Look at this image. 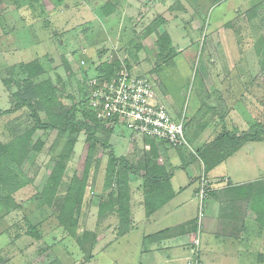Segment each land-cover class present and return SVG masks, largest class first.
Wrapping results in <instances>:
<instances>
[{
  "label": "rangeland",
  "instance_id": "rangeland-1",
  "mask_svg": "<svg viewBox=\"0 0 264 264\" xmlns=\"http://www.w3.org/2000/svg\"><path fill=\"white\" fill-rule=\"evenodd\" d=\"M107 1L0 0V112L13 106L14 87L2 82L11 66L39 60L45 75L62 93L61 100L70 105L71 98L79 101V83L94 77L99 63L116 59L120 66H129L133 74L151 78L165 104L177 107L180 116L184 113L185 136L191 147L188 151L200 164L203 158L198 143L189 137V125L191 132L196 133L214 124L211 131L216 134L223 128L247 130L255 120L264 121L262 0H136L142 8L132 16L126 13L124 0H116L114 16L106 18L102 7ZM259 3L262 6L254 9ZM249 14L254 17L250 19ZM164 32L175 52L159 56L157 39ZM204 73L207 76L201 80ZM40 115L44 120V115ZM189 116L194 119L191 121ZM15 119L23 124L32 122L24 109L0 117V124ZM212 136L211 139L214 133ZM37 137L43 145L39 152H30L32 162L29 167L26 164L24 184L10 196L14 206L0 207V264H40L54 258L60 264H118L122 259L131 264L134 234L119 238L115 215L100 217L97 205L105 188L109 153H127L131 157L132 149L143 137L116 127L112 133L96 131V141L87 143V132L82 130L67 160L63 187L73 174L82 173L86 148L95 142V156L78 217L79 234L92 230L98 235L91 260L40 197L53 168L56 132L43 134L39 130L34 138ZM253 142V153L243 148L214 173L229 172L233 182L259 180L264 184V167H259L264 163V142ZM248 162L258 167H244ZM140 183L141 179L132 175L133 203L141 196ZM134 214L137 218L140 212L135 210ZM201 234L202 230L200 241ZM252 257V264H264V260L260 261L264 253Z\"/></svg>",
  "mask_w": 264,
  "mask_h": 264
},
{
  "label": "trees",
  "instance_id": "trees-1",
  "mask_svg": "<svg viewBox=\"0 0 264 264\" xmlns=\"http://www.w3.org/2000/svg\"><path fill=\"white\" fill-rule=\"evenodd\" d=\"M34 1L40 2L41 0ZM262 2L264 4V0ZM116 3V0H108L105 3L102 11L106 16L114 13ZM261 6L262 4L259 3L254 9ZM253 14H249L250 19L254 17ZM171 42L166 32L159 35L157 39L159 56L166 54L167 51L175 52ZM119 68L120 65L116 59L99 63L94 69V77L99 83L108 81ZM2 82L8 87L12 85L14 89L11 92L13 106L11 109L0 112V117L25 109L29 112L32 122L23 124L15 119L6 120L5 123L0 124V207L14 206L10 196L24 184L26 164L29 167L32 162L30 152L32 150L39 152L43 145L40 137L34 138L37 131L41 130L43 134L55 131L56 139L53 146L56 149L52 156L51 166L53 168L42 187L40 197L50 207L59 225L69 236L76 238L78 246L82 251L87 252L86 258L90 260L98 235L92 230H82L79 234L78 217L83 206L89 167L95 156V142L86 148L82 173L73 174L65 187L62 186L63 174L78 134L82 130L87 132L86 142L88 143L92 140L96 141V131L104 130L112 133L116 127L106 128V124L97 120L94 114L87 109V88L84 80L79 83V101L76 102L74 98H71V104L66 105L61 100L62 93L51 78L45 75L43 65L37 59L9 67ZM40 113L44 115V120ZM263 125L264 121L255 120L249 124L247 130L237 132L234 129H222L217 132L213 139L198 150L202 155L206 173L244 144L264 141ZM159 167L156 155H151L149 151L136 159L134 156L128 158L124 155L117 156L113 152L109 153L105 170V188L97 207L100 217L107 216V214L115 215L117 235H124L132 228L130 207L132 175L140 176L142 179L143 206L147 215L171 197L164 184V179L167 177L162 178L160 174H157ZM140 170L143 171L142 175ZM39 252H43V249ZM41 262L40 264H60L56 258Z\"/></svg>",
  "mask_w": 264,
  "mask_h": 264
},
{
  "label": "crops",
  "instance_id": "crops-1",
  "mask_svg": "<svg viewBox=\"0 0 264 264\" xmlns=\"http://www.w3.org/2000/svg\"><path fill=\"white\" fill-rule=\"evenodd\" d=\"M123 3L127 7L126 13L130 16L135 10L140 11L142 8V5L138 4L136 0H124ZM113 16L111 14L106 18ZM137 17L139 18V15ZM133 20L131 19V22ZM206 76L207 74L204 73L201 80H204ZM155 93V100L164 104L173 118L180 116L177 107H174L173 104H165L164 96L158 89L155 90ZM249 97L252 102V96L249 95ZM189 117L188 119L191 121L194 119L192 116ZM221 117L225 118L226 116ZM211 122L212 120H209V123ZM212 125L209 128L210 131L203 128V131H196V133L191 132L189 125V137L191 141L198 143V149L211 140L213 133L214 136L216 135L214 131H211L214 129ZM252 144L254 142L244 144L226 160L206 173L210 191L205 201L200 241L202 264H248L247 262L252 264L254 254L261 256L264 253V184L259 180H236L233 182L229 172L214 173L217 167L223 166L222 164L228 159L240 151L242 152L243 148L253 153L254 146ZM128 148L130 149V147ZM148 151L151 152V155H156L157 164L160 166L157 169V174H160L162 178L167 177L164 179V184L171 197L154 212L147 215L143 206L142 179L136 175L141 179L138 188L141 196L135 203L130 200L132 228L124 235L117 236L120 238L134 234L136 240L134 241L131 264H186L192 234L195 230L198 208L196 198L198 176L204 164L202 163V165L198 160L197 162L191 158L190 151L185 147L173 148L163 141L147 137H143L141 141L137 142L131 151V157L127 153L120 155L128 158L134 156L136 159ZM263 164L261 163L259 167H264ZM244 167L258 166H252L248 162ZM140 174H143L142 170H140ZM135 210L140 212L137 218L134 214ZM103 237L101 235V238ZM263 260L260 257V261ZM118 264H128V260L122 259Z\"/></svg>",
  "mask_w": 264,
  "mask_h": 264
},
{
  "label": "built area",
  "instance_id": "built-area-1",
  "mask_svg": "<svg viewBox=\"0 0 264 264\" xmlns=\"http://www.w3.org/2000/svg\"><path fill=\"white\" fill-rule=\"evenodd\" d=\"M83 63V61H82ZM87 109L95 118L108 126L129 130L132 134L160 140L170 147L191 149L185 136L184 113L174 119L166 106L155 100V83L145 75L133 74L121 64L108 81L99 83L96 77L85 82ZM203 165V164H202ZM210 191L204 166L198 176L196 198L198 208L195 230L191 238L186 264H202L200 232L204 217L205 200Z\"/></svg>",
  "mask_w": 264,
  "mask_h": 264
}]
</instances>
